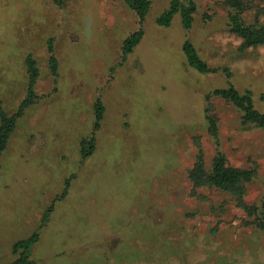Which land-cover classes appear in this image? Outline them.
Here are the masks:
<instances>
[{
    "label": "rangeland",
    "instance_id": "1",
    "mask_svg": "<svg viewBox=\"0 0 264 264\" xmlns=\"http://www.w3.org/2000/svg\"><path fill=\"white\" fill-rule=\"evenodd\" d=\"M171 1L151 0L141 23L127 0H0V107L15 117L0 155V264L34 234L26 264H264V215L243 206L264 210V129L213 93L249 91L264 113V45L242 48L224 0H193L189 30L179 14L159 25ZM243 18L264 23V0ZM186 40L213 71L188 65ZM29 56L35 96L20 113ZM217 152L253 171L242 202L193 190L198 154L209 170Z\"/></svg>",
    "mask_w": 264,
    "mask_h": 264
},
{
    "label": "trees",
    "instance_id": "2",
    "mask_svg": "<svg viewBox=\"0 0 264 264\" xmlns=\"http://www.w3.org/2000/svg\"><path fill=\"white\" fill-rule=\"evenodd\" d=\"M251 0H224L225 5L229 9V21L228 26L230 32L237 35L242 40V48L256 47L264 45V23L253 22L247 23L243 18V14L250 5ZM127 4L136 13L139 21L142 23L150 9L151 0H127ZM196 6L193 0H172L169 7L162 12V14L156 19V22L162 26H169L174 15L179 14L181 16V24L184 29L189 30L193 23V13ZM143 30L139 29L137 32L131 34L123 44V52H130L140 41ZM50 49V68L53 74H56V59L53 55L51 46ZM185 54L187 63L190 67L198 71L199 73H206L213 71L207 66V64L200 58L194 45L190 40H186L182 47ZM30 83L28 86L27 99L21 105L20 113L23 112L34 98L33 85L35 78L38 76V69L35 61L29 56L26 60ZM216 96L229 101L234 107H236L242 113V120L246 124H253L256 127L264 129V113H261L254 109L249 91L245 94L239 93L233 86H229L226 89H217L213 91ZM95 129L99 128V123L103 117V105L98 100L95 104ZM210 124V131L212 134H217V126L213 116H207ZM15 125V117L8 116L4 110L0 107V155L6 146V142L9 135L13 131ZM94 138L89 147L88 152H91L94 148ZM87 153V152H86ZM201 153L198 154L197 161L192 170L189 171V178L193 186V190L201 187H214L221 190L230 191L235 198L242 202V198L245 194V183L250 181L253 176V171L247 169H239L227 164L225 156L221 152H217L213 159L211 168L207 170L205 168ZM246 210L257 211L256 214L264 215V210L259 212L252 206L246 204L243 205ZM259 212V213H258ZM264 222L262 221V224ZM264 225V224H263ZM38 235L34 234L28 239L20 240L16 242L13 249L19 252V256L14 263L11 264H26V253L29 251L31 245L37 240Z\"/></svg>",
    "mask_w": 264,
    "mask_h": 264
}]
</instances>
